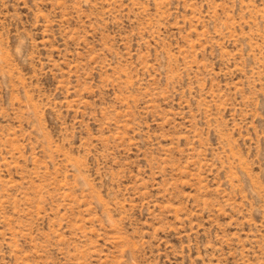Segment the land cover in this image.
<instances>
[{"label": "rangeland", "instance_id": "obj_1", "mask_svg": "<svg viewBox=\"0 0 264 264\" xmlns=\"http://www.w3.org/2000/svg\"><path fill=\"white\" fill-rule=\"evenodd\" d=\"M0 264H264V0H0Z\"/></svg>", "mask_w": 264, "mask_h": 264}]
</instances>
